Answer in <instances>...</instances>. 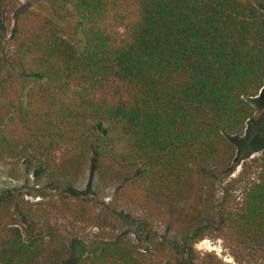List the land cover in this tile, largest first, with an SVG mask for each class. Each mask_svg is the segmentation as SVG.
<instances>
[{
  "label": "trees",
  "instance_id": "16d2710c",
  "mask_svg": "<svg viewBox=\"0 0 264 264\" xmlns=\"http://www.w3.org/2000/svg\"><path fill=\"white\" fill-rule=\"evenodd\" d=\"M43 1L0 0V162L38 199L0 195V264H69L77 226L99 233L75 264H196L206 237L264 264V151L233 177L261 128L264 0Z\"/></svg>",
  "mask_w": 264,
  "mask_h": 264
},
{
  "label": "rangeland",
  "instance_id": "374dc122",
  "mask_svg": "<svg viewBox=\"0 0 264 264\" xmlns=\"http://www.w3.org/2000/svg\"><path fill=\"white\" fill-rule=\"evenodd\" d=\"M30 6H34L44 14L50 15V11L45 6L43 0H18V7L13 15V18L27 11ZM59 24L62 27L66 37L75 44L79 45L81 39L83 40V38L81 37L82 35L76 31L74 21H59ZM78 50L81 51L82 48ZM250 103L253 107L258 108L255 119L258 121V124L261 128L259 131L258 127L254 130L255 134L251 136L252 138L249 141L248 150L251 151L252 155L247 160H239L237 162V168L233 177H236L240 173L244 165H252V161L258 159L264 151V93L261 98L257 97L255 99H251ZM29 183H32V173L26 164L0 162V195L20 194L30 202L38 201V199H35L34 197L36 192L26 188ZM91 183L92 174L88 173V175H86L77 185L75 192L80 196H84ZM242 196L243 186L234 188L233 199H235L236 202H239L242 199ZM129 231L133 232L136 231V229L134 226H130ZM98 233V230L91 227L77 226V238L74 240V245L72 246L69 253V264H75V261L84 254L82 247L85 244L84 238L91 239ZM193 256L196 264L202 263L205 260H210L215 264H237L223 241L215 237H206L203 240L197 242L194 246Z\"/></svg>",
  "mask_w": 264,
  "mask_h": 264
}]
</instances>
